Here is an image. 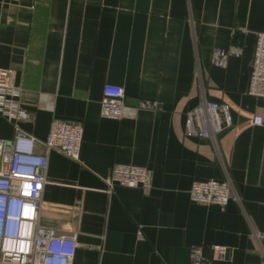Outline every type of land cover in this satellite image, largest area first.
<instances>
[{"label":"crops","instance_id":"crops-1","mask_svg":"<svg viewBox=\"0 0 264 264\" xmlns=\"http://www.w3.org/2000/svg\"><path fill=\"white\" fill-rule=\"evenodd\" d=\"M260 32L264 0H0V67L21 90L19 129L44 141L53 120L83 128L78 160L49 152L42 194L53 208L41 222L77 232L71 264H190L191 246L207 264H264V124L250 121L264 98L248 92ZM229 46L241 54L213 65V48ZM106 85L130 107L157 108L103 117ZM202 91L230 105L215 142L184 135ZM15 133L0 115V138ZM115 163L146 167L148 191L107 194ZM227 177L239 201L225 210L190 200L193 180Z\"/></svg>","mask_w":264,"mask_h":264},{"label":"built area","instance_id":"built-area-1","mask_svg":"<svg viewBox=\"0 0 264 264\" xmlns=\"http://www.w3.org/2000/svg\"><path fill=\"white\" fill-rule=\"evenodd\" d=\"M237 46L215 47L211 61L224 67L229 56H238ZM249 94L264 98V32L257 35L251 66ZM21 90L13 83V70L0 67V115L14 122L16 133L11 140L0 138V264H71L77 247V232L58 233L53 226L41 222V213L53 208L42 199L51 151L74 160L79 159L83 128L80 124L53 120L47 138L37 140L21 131L18 122L26 119L20 103ZM156 102L141 100L136 107L125 103L121 86L106 85L100 100V114L119 119L127 112L138 109H155ZM253 125H263L264 116L253 114ZM232 125L230 105L227 102L208 100L204 91L200 101L185 112L184 135L208 138L217 136ZM42 144L44 152H37ZM147 169L134 164L115 163L104 177L107 194H113L116 186L148 191ZM190 200L225 210L230 200L239 201L229 177L193 180L188 189ZM58 209V208H57ZM142 226H138L141 237ZM264 238V233L259 234ZM216 257L226 254L227 247L215 245ZM190 264H207L197 246L190 247Z\"/></svg>","mask_w":264,"mask_h":264}]
</instances>
